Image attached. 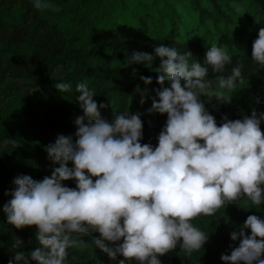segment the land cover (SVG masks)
Returning a JSON list of instances; mask_svg holds the SVG:
<instances>
[{"label":"clouds","instance_id":"obj_1","mask_svg":"<svg viewBox=\"0 0 264 264\" xmlns=\"http://www.w3.org/2000/svg\"><path fill=\"white\" fill-rule=\"evenodd\" d=\"M33 8L60 10L47 0H34ZM153 53L133 52L129 63L149 66L160 60L155 69L159 88L153 89L148 110L167 116L157 145L141 143L139 113L102 117L100 110L108 105H98L87 82H78L75 91L83 114L74 120V137L58 135L45 148L58 167L42 180L18 175L6 193L11 197L2 209L7 224L17 230L34 227L38 243L28 254L17 252L9 264H65L68 249L84 246L82 237L93 233L102 252L111 259L122 257L119 264H160L159 257L178 245L186 256L203 248L208 234L193 225L195 218L212 216L242 197L256 207L264 204V113L253 110L236 120L222 116L218 126L200 98L231 103V93L244 84L243 64L230 75H216L232 61L216 44L206 51L204 66L190 63L192 53L175 47L160 44ZM251 60L264 68V27L252 43ZM140 80L152 83L151 77ZM54 87L72 90L62 80ZM136 91L143 104L147 90L137 86ZM69 180L74 188L64 185ZM230 238L239 244L230 254H221L223 264H264V219L248 215ZM21 243L17 238L13 247Z\"/></svg>","mask_w":264,"mask_h":264},{"label":"trees","instance_id":"obj_2","mask_svg":"<svg viewBox=\"0 0 264 264\" xmlns=\"http://www.w3.org/2000/svg\"><path fill=\"white\" fill-rule=\"evenodd\" d=\"M47 2L60 10H36L34 0H0V94L8 86L24 82L0 99V264H9L17 252L28 254L38 246L35 228L15 229L7 224L2 209L18 175L42 180L58 167L48 159L45 148L58 135L74 137V120L83 114L75 91L78 82H87L98 105H108L100 110L102 117L110 120L127 110L139 113L141 143L155 147L167 119L166 114L148 111L155 97L153 89L159 88L155 69L160 60L154 59L149 66L131 65L129 56L133 52L154 54V47L163 44L181 53L190 51L189 62L204 66L206 51L216 44L232 57L224 72L216 75H230L233 67L243 64L244 78V84L231 93L229 104H218L215 97H200L217 125L222 116L236 120L250 116L253 110L264 113V68L251 60L252 43L264 27V0ZM59 69L64 71L59 80L72 85L70 92H58L55 82L42 86ZM140 76L151 77L152 83L145 85ZM209 78H214L211 70ZM137 86L147 90L143 104ZM24 88L40 92L36 97L16 94ZM260 128L264 132V122ZM9 138L15 142L4 144ZM63 183L75 187L72 180ZM248 215L264 219V204L256 207L242 197L212 216L195 218L193 225L208 234L203 248L186 256L178 245L159 257L160 264H223L221 254H230L239 244V240H231L230 233L238 231ZM245 231L250 235V230ZM97 236H83L84 246L69 248L65 264H119L122 257L111 259L96 247L93 241ZM17 238L22 243L13 247ZM29 264L36 262L30 260Z\"/></svg>","mask_w":264,"mask_h":264},{"label":"rangeland","instance_id":"obj_3","mask_svg":"<svg viewBox=\"0 0 264 264\" xmlns=\"http://www.w3.org/2000/svg\"><path fill=\"white\" fill-rule=\"evenodd\" d=\"M64 74V71L59 69L54 76H52L50 79H48L46 82H43L42 83V86H47V85H51L52 83L56 82L57 80H59ZM22 84H24V82H17V83H14L10 86H8L6 88V90L0 94V99L1 97L5 94V92L9 91L11 87H18V86H21ZM40 90L39 89H29V88H24L20 91H18L16 94H31L33 95L34 97L38 96ZM10 100L6 101V103H9Z\"/></svg>","mask_w":264,"mask_h":264}]
</instances>
